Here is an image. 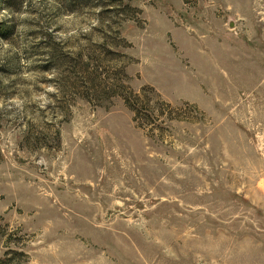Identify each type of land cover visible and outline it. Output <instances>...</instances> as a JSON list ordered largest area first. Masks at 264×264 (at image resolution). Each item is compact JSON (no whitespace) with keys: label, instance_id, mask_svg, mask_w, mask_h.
Segmentation results:
<instances>
[{"label":"rangeland","instance_id":"374dc122","mask_svg":"<svg viewBox=\"0 0 264 264\" xmlns=\"http://www.w3.org/2000/svg\"><path fill=\"white\" fill-rule=\"evenodd\" d=\"M1 261L264 264V0H0Z\"/></svg>","mask_w":264,"mask_h":264},{"label":"trees","instance_id":"16d2710c","mask_svg":"<svg viewBox=\"0 0 264 264\" xmlns=\"http://www.w3.org/2000/svg\"><path fill=\"white\" fill-rule=\"evenodd\" d=\"M70 3H83L90 0H68ZM129 6V5H128ZM127 6V7H128ZM115 49L118 47L114 45ZM100 50L112 58L121 57L119 52L107 48L105 45L97 46ZM76 59L79 62L71 67V77L67 82L66 88L73 94L87 99L89 102H94L99 106L103 105L104 100H112L115 97H120L124 100L126 106L135 114V120L140 127L145 124H154L157 122L154 115L155 109L151 106V102L145 94L146 90L140 93L134 92L130 87L125 85L124 80L128 78L124 68L113 67L110 71H106L101 67V63H95L93 57L88 58L85 62L83 54H77ZM146 98V99H145ZM110 102V101H109ZM0 264H4L3 261Z\"/></svg>","mask_w":264,"mask_h":264}]
</instances>
